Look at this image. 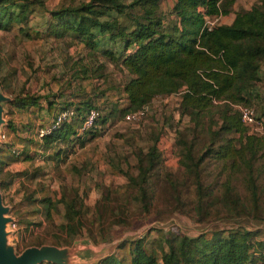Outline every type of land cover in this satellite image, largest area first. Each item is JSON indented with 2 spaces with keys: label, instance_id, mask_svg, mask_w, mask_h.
<instances>
[{
  "label": "trees",
  "instance_id": "obj_1",
  "mask_svg": "<svg viewBox=\"0 0 264 264\" xmlns=\"http://www.w3.org/2000/svg\"><path fill=\"white\" fill-rule=\"evenodd\" d=\"M234 1L171 0L168 11L162 12L160 0H82L50 9L42 28H34L29 36L22 23L24 14L32 10L31 2L0 0V31L11 32L16 42L29 47L44 37L66 41L74 48L57 63L58 78L53 77L47 89L53 93H32L21 86L6 104L0 190L26 175L22 170L5 168L16 162L29 164L43 151H49L57 161L58 170L79 182L83 166L76 165L81 161V149L95 154L99 132L114 122L129 123L125 115L146 108L144 117L154 98L175 94L176 115L187 117L190 123L185 156L196 191L192 209L200 217L202 197L211 196L216 187L217 217L221 213L230 225L194 236L163 233V242L156 246L149 245L147 234L123 237L95 264H264V238L259 237L264 226L250 229L243 223L253 222L256 227L264 223V133L242 124L236 108H253L260 103L255 86L264 64V0L233 12L228 24L213 22L208 28L205 24L206 18L214 20L232 13ZM17 35H21L19 40ZM108 67L120 71L123 79L109 80ZM5 81V77L0 79V88L6 86ZM42 102L51 115L69 107L74 115L40 139L20 136L32 131L33 117ZM91 108L100 112L99 117L92 127L76 135ZM259 115H264V109ZM160 133V129L149 133L152 142L131 153L134 172H123L127 183L137 188L135 201L144 213L150 208L145 186L157 164L154 143ZM72 143L76 152L67 150ZM106 158L102 164L111 168ZM124 161L125 157L119 159ZM207 162L219 165L218 175L223 174L224 180L217 183V176L214 183L204 184L202 172ZM116 171L122 174L120 168ZM234 174L239 175L243 196ZM17 193L21 196L13 208L30 207L23 216L41 215L63 229L64 237L53 236L49 244L71 245L83 232L94 241L73 199L57 198L43 186ZM114 208L116 220L100 235L108 242L114 238L112 225L128 223L126 204L117 202Z\"/></svg>",
  "mask_w": 264,
  "mask_h": 264
},
{
  "label": "rangeland",
  "instance_id": "obj_2",
  "mask_svg": "<svg viewBox=\"0 0 264 264\" xmlns=\"http://www.w3.org/2000/svg\"><path fill=\"white\" fill-rule=\"evenodd\" d=\"M29 1L32 4V10L24 14L25 22L23 21L22 24L29 30L27 35L31 36L34 28L37 30L42 28V23L50 9H56L60 5L76 4L82 0H40L37 4V0ZM254 2L255 0H235L232 13L215 19L213 22L228 24L233 18V12L249 8ZM170 3L171 0H160V10L167 12ZM17 37L19 40L21 35ZM73 50V46L66 41L44 37L26 47L16 42L11 32L0 31V79L5 77L8 82L4 88L0 89L8 98L12 97V94L21 86H24L25 91L32 93L44 95L53 93V90L47 91V89L51 87V79L58 78L57 63L65 57L66 51L72 52ZM108 71L111 72L109 80L123 79L120 71H112L110 67ZM259 78L255 90L260 97V103H255L253 105L255 108H253L255 115L264 124V115H259L260 110L264 109V64L261 66ZM59 82H63V79ZM176 100L177 95L175 94L156 97L147 106L144 117L129 123L114 122L99 132L95 140V154L89 151L84 153L85 149H81V157H79L81 161L77 162L79 165H76L77 168L83 166V174L79 182L77 178L72 179L57 169V161L48 155L49 151L41 152L42 156L31 160L29 164L16 162L5 168L10 172L22 170L26 173L22 178H16L11 186L2 187L0 190L1 204L7 209L3 214V217L7 218L4 225L5 243L12 248L15 256L21 255L28 248L41 246L69 248L76 242L79 244L77 245L79 251L74 249V254L69 255L68 258L71 259L69 264H93L96 260L93 258L107 253L106 247L112 241L102 240L100 235L107 231V226L114 222L113 220H116L112 211H116L114 205L117 202L126 204L125 215L128 223L111 226L115 238L114 243L123 237L147 234L149 245L156 246L163 242L161 239L163 233L194 236L215 227L227 228L230 222L222 220L224 218L221 213L218 218V213L214 208L219 193L216 187L211 196L202 197L200 217L196 214L197 210L192 209L196 191L189 162L185 156V149L189 143L187 128L190 123L187 117L176 115ZM2 106L5 114L6 104ZM40 114L47 116L44 109L40 110ZM45 121L44 118L35 119L31 130L35 126L46 125L48 121ZM159 129L161 133L154 143L157 164L150 172L147 179L148 184L145 186L146 199L149 200L150 208L147 213H144L135 201V197L139 196L137 188L127 183L123 172H134L132 151H138L139 147L144 148L152 142V137H148L149 133L158 132ZM31 138L35 139L34 136ZM106 156L109 164L113 166L105 169L102 163ZM121 157H125L126 161L119 162ZM118 165L119 167H115ZM203 167L202 175L205 177L203 178L205 185L214 183L217 176V183L224 180L223 174L218 175L219 165L215 162H207ZM117 168H120L122 174L116 171ZM233 178L237 180V190L243 196V187L238 183L239 175L234 174ZM262 179L264 181V175ZM41 186L57 198L63 197L65 201L73 199L78 207L80 206L85 226L92 232L95 237L94 241L87 236L86 232H83V235L76 237L71 245L49 244L53 236L64 237L63 229L41 215L23 216L24 211L30 210L29 206L13 208L14 203L21 196L17 193L18 190L29 193ZM261 198L264 199V187ZM12 222L15 223L14 229L10 228ZM243 223L250 229L264 226V223H260L261 225L256 227L253 222L248 223L245 220ZM246 223L254 226L250 227ZM156 229L160 232H155ZM259 237L264 238V227ZM100 246L102 247L99 249ZM110 246L113 247V244Z\"/></svg>",
  "mask_w": 264,
  "mask_h": 264
},
{
  "label": "built area",
  "instance_id": "obj_3",
  "mask_svg": "<svg viewBox=\"0 0 264 264\" xmlns=\"http://www.w3.org/2000/svg\"><path fill=\"white\" fill-rule=\"evenodd\" d=\"M215 21V19H214ZM213 23V20H210L208 18L205 19L206 27L208 28ZM238 112H239V118L240 122L244 125H248L251 127V129L258 133L262 134L264 133V124L262 121L256 119L255 112L252 107L244 106V105H238L236 106ZM146 108L143 110L136 111L131 114H127L124 116V120L128 122H132L135 120H138L144 113ZM74 115L73 107H69L66 109H58L54 115L51 116L50 120L47 122L44 126H35L32 130V135L36 139H40L45 135H48L54 128L60 126L63 124L64 121L69 120ZM100 112L97 109H89L85 116L83 122L80 124V126L76 129V135L82 134L83 131L88 130L90 127L93 126L94 121L99 117ZM3 134L0 132V141L2 144ZM69 152H76L77 147L72 143L68 146L67 149ZM15 223H11V229H14Z\"/></svg>",
  "mask_w": 264,
  "mask_h": 264
},
{
  "label": "water",
  "instance_id": "obj_4",
  "mask_svg": "<svg viewBox=\"0 0 264 264\" xmlns=\"http://www.w3.org/2000/svg\"><path fill=\"white\" fill-rule=\"evenodd\" d=\"M10 98L6 97L0 90V127L4 124L3 103L9 101ZM1 132V130H0ZM1 145V141H0ZM2 198L0 195V264H39L41 262H49L53 264H69V255H73L74 250L70 248H57L55 246H41L39 248H28L21 255L15 256L12 248L7 246L6 232L4 225L7 218L3 214L7 211L1 204Z\"/></svg>",
  "mask_w": 264,
  "mask_h": 264
},
{
  "label": "crops",
  "instance_id": "obj_5",
  "mask_svg": "<svg viewBox=\"0 0 264 264\" xmlns=\"http://www.w3.org/2000/svg\"><path fill=\"white\" fill-rule=\"evenodd\" d=\"M258 0H255V2H257ZM254 2V3H255ZM250 8V7H249ZM249 8H246V9H244V10H247V9H249ZM231 14V13H230ZM1 90V89H0ZM1 92L3 93V91L1 90ZM41 94V93H40ZM10 98V100H11V97H9ZM9 100V101H10ZM9 101H7V102H4L3 104H7ZM42 103H44V102H42ZM40 104V106H41V111H42V109H44L45 111H46V117H44V116H42L41 114H40V111L37 113V114H35L34 115V117H33V119H34V122H35V119H37V118H44L46 121L45 122H47V121H49L50 120V118H51V116L52 115H49L48 113H47V110H46V108H45V103L44 104ZM2 118L4 119V124L0 127V130L5 126V124H6V117H5V114H4V110H3V115H2ZM45 122H43V123H45ZM32 131H30V132H25V133H21V134H19L20 136H22V137H32L33 135H32ZM31 135V136H30ZM111 228V227H110ZM115 242V238H113L112 239V241L110 242V244H108V246L106 247V252L107 253H105V254H101L100 256H98V257H94L93 259H95L96 258V260L93 262V264H95L101 257H103L104 255H106V254H108L109 252H111V250H112V247L110 246L111 244H113ZM77 245H79V244H76V242H75V244H72L71 245V247H72V249L74 250H77V252L79 251L78 249H79V246H77ZM88 247V246H87ZM87 247H84V248H87ZM102 246H100L99 247V249L101 248ZM108 247H109V249H108ZM70 248V247H69ZM81 248H83V247H81ZM74 254V253H73Z\"/></svg>",
  "mask_w": 264,
  "mask_h": 264
}]
</instances>
